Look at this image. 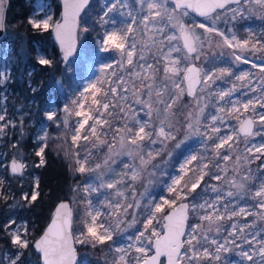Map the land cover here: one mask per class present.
I'll list each match as a JSON object with an SVG mask.
<instances>
[{"label": "snow or ice", "instance_id": "6c2138e0", "mask_svg": "<svg viewBox=\"0 0 264 264\" xmlns=\"http://www.w3.org/2000/svg\"><path fill=\"white\" fill-rule=\"evenodd\" d=\"M90 3L64 0L62 22L53 21L51 15L29 20L34 29L55 31L65 60L73 54L79 35L97 28L99 51L114 53V59L102 66L100 77L84 88L79 100H72L74 107L62 109L67 116L80 118L71 136L72 146L80 151L65 149L64 155L74 157L78 174H91V178L74 189L84 196L80 201L85 205L83 229L74 235L73 211L69 204L60 203L47 231L33 243L43 264H76L77 243L93 247L108 244L109 251L115 253L112 264H160L161 257L166 264L220 262L221 254L233 251V246L239 249L241 262L264 264V227H257L264 222V165L257 169L258 176L250 167L264 158V140L250 143L256 136H264V111H257L264 109V29L260 33L246 29V38L240 39L231 27L226 33L217 26L222 18L226 25L249 16L264 20V0H113L106 6L102 3L104 10L94 18L95 23L84 13ZM190 12L207 23L186 21ZM3 26L4 4L0 0V28ZM212 36L220 38L217 47L231 50L227 53L230 60L223 62L227 66H218L225 55L221 52L205 69L197 61L206 55V48H212ZM39 63L50 66L52 61L40 58ZM241 64H250L258 73L241 70L234 74ZM218 80L231 86L221 87ZM240 89L245 91L237 97ZM85 93L91 99L87 110L89 97ZM210 106L214 111H207ZM57 115L55 107L45 112L54 126H67V118L57 120ZM5 117L6 108L0 112V122ZM229 119L236 125H229ZM9 125L15 127L11 120L0 123V137L7 134ZM178 132L182 133L179 139ZM193 138L200 140L202 150L184 157L179 175L161 172L168 175L167 197L152 194L149 186L158 182L159 169L154 161L164 153L171 159L175 149ZM47 140L46 130L37 136L42 143L35 150L39 157L36 167L46 163ZM24 168L25 164L11 160L12 174L23 175ZM212 180L223 181L227 190L211 184ZM253 181L255 188L249 186ZM138 184L143 187L139 195ZM209 188L218 195L205 196ZM34 189L22 199L28 203L37 200L38 179ZM246 197L255 203L241 204ZM0 198L7 199V194L0 192ZM249 216L253 220L248 223L236 219ZM226 220L233 221L227 235L217 239L224 232L221 222ZM140 221L142 230L125 237L129 243L109 244L122 225L131 228ZM13 224L16 221L10 219L4 229L18 251L0 264H22L24 253L19 249L29 247L27 227L12 228ZM212 232L215 237L209 236Z\"/></svg>", "mask_w": 264, "mask_h": 264}, {"label": "trees", "instance_id": "16d2710c", "mask_svg": "<svg viewBox=\"0 0 264 264\" xmlns=\"http://www.w3.org/2000/svg\"><path fill=\"white\" fill-rule=\"evenodd\" d=\"M54 1L57 14L61 15L60 0ZM33 10V0H9L5 34L0 39V53L6 56L10 67L7 83L10 90L9 104L12 113L17 116L19 133L17 146H4L7 149V161L2 166L1 177L4 184L2 193L7 194V199L0 198V260H4L7 251L16 250L4 229L5 223L10 219H22L31 232L29 247L22 250V264H42L33 243L50 222L56 204L63 199H73L76 194L74 189L80 181L75 162L49 145L45 149V165L36 167L39 157L35 155V150L40 144L36 139L37 127L44 121L49 107L60 106V82L63 83L71 74L62 60L52 29L44 32L34 29L29 23ZM91 18H95L94 14ZM87 39L90 52L92 31L87 34ZM40 50L46 52V59L52 61L50 66L39 63ZM15 153H19L26 164L23 176L12 174L9 169L8 161ZM37 179L39 196L35 202L28 203L22 199V195L35 190Z\"/></svg>", "mask_w": 264, "mask_h": 264}, {"label": "rangeland", "instance_id": "374dc122", "mask_svg": "<svg viewBox=\"0 0 264 264\" xmlns=\"http://www.w3.org/2000/svg\"><path fill=\"white\" fill-rule=\"evenodd\" d=\"M113 2V0H91V3L89 4L88 8L85 9L84 13H89L88 19H92L93 23H95V20L92 17L94 14L95 17H97L99 14H101L104 10L103 7H101L102 3L106 6L107 4ZM96 4V6H95ZM34 10L32 13L31 19H37L40 20L42 18H46L48 15H51L53 21H57L60 15L57 14L56 11V5L54 0H33ZM95 6V8H94ZM171 6V5H170ZM84 13L82 15V18H84ZM111 15V14H110ZM117 20L121 19L119 16L115 17ZM189 19H195L200 22H205L203 19H199L192 15L190 13L189 17H186L185 20ZM217 26L225 31L228 32L229 27H231L238 35L240 39L246 38L247 32L246 29H251L257 33H260L262 29H264V20H261L257 16H249L248 18H240L238 19L235 24L224 23V18H222L220 21L217 22ZM92 31L93 32V39H92V50L88 52V42H87V34ZM88 33H81L79 35L78 40V46L76 52L71 57L70 61L66 63L68 70L71 74L70 77L66 78V80L62 83L60 82L61 87V99H60V106L59 105H53L51 107H55L58 111L57 120H63L64 118H67L68 124L65 126L63 123L60 124L59 127H56L53 125L52 121H48L46 119V116L44 118V121L37 127V134L36 139L38 135L44 134L45 130L47 132L48 140L47 144L51 146L54 150H56L61 155H64L65 149H68L70 151H80V148H74L71 144V136L73 135L74 126L76 124V121L80 119L79 117L75 116H67V114L63 113L62 109L64 106H68L70 108L74 107L72 105V100L77 99L79 100L80 94L83 92L84 88L89 85V83L94 82L97 80L101 75V68L102 66L114 59V53H103L99 51V44H98V38L97 33L100 31L98 28L96 30H90ZM203 32V30H199ZM207 35V34H206ZM264 38V37H262ZM213 41V46L211 49H205L206 55L201 56L200 61H197V64L200 66H203L205 69H207L210 66V62L217 57H220V53L223 52L225 55L223 57H220V61L218 63V66H227L224 64V61L230 60V57L227 55V53L231 50L227 49L224 46L217 47L216 44L219 42L220 38L216 36L209 37ZM46 52L40 50L39 57L40 58H46ZM178 55V54H176ZM247 55V54H246ZM151 59V56H149ZM254 62L260 63L258 59H255ZM241 70H250L253 73H258V69H252L251 65H244L241 64L238 68H234V74L238 73ZM10 78V67L8 65L7 58L4 54L0 53V112H2L6 108V117L5 121L0 123H7L9 120L13 121L15 123V127H12L9 125V127L5 130L6 135L3 137H0V180H2L1 173H2V166L7 161V149L4 148L6 144H8L9 148L15 147L18 145V120L16 114L12 113L11 106L9 104V96H10V90L8 88V80ZM231 77H225V80L231 81ZM217 85H220L221 87H230V83H223L222 81H217ZM215 87V86H214ZM245 91V89H240L236 96L239 97L241 95V92ZM86 96L89 97L88 101L85 103V109H88L89 104L91 103L90 94L85 93ZM255 95V94H252ZM100 99V97H97ZM185 99H189L185 97ZM214 99V98H213ZM244 99H247V97H244ZM51 107H49L47 110H49ZM95 107V106H93ZM183 111H187L186 108L182 109ZM111 111V108L109 109ZM207 111H214L211 106ZM257 111H264V109H257ZM91 124V121L89 122ZM229 125L235 126L236 121L233 119L228 120ZM87 131V126L85 129V132ZM224 132L222 131L221 135H223ZM182 133H177V138L179 139L181 137ZM264 140V136H256L253 139L250 140V143H257ZM42 143L41 141H38ZM173 144L175 141L172 142ZM211 143V142H209ZM81 145V148L85 146V142L81 140L79 142ZM15 145V146H14ZM156 148L161 147L160 145H156ZM168 147L171 149L172 144H169ZM240 147L243 148V140H241ZM202 150V146L200 143V140L198 138H193L187 141L186 144L182 145L181 148L175 149L173 151V155L171 159H166L167 153L162 154L157 161H154V163L159 164V169L157 170V177L158 182L153 183L149 186L150 192L158 197H167L168 193L166 191V184L165 181H168V175H161V172H167L170 173L172 176L179 175V164L183 161L184 157L188 154H195L196 152H199ZM83 155V153H81ZM259 155V154H257ZM67 159H70L71 161H74V157L69 156L65 157ZM12 159H16L18 162H21L25 164L20 154L15 153L12 155L10 160L8 161L9 169H10V163ZM89 163H93L92 160L89 161ZM231 161L228 162V165L231 166ZM264 165V158L261 160L255 161V163L251 164V169L254 176H258L257 169ZM26 167V164H25ZM119 167V165H117ZM211 167V165H210ZM25 173V168L23 171V175ZM20 175V176H23ZM232 175V172H229V176ZM91 178V174H80V181L79 185L82 186L84 183L88 182V180ZM154 178V179H156ZM207 182V177L205 178ZM239 179V177H237ZM147 180V174H145V183ZM3 181V180H2ZM211 184L213 185H221L223 186L224 190H227V186L224 185L223 181L217 182L215 180L211 181ZM3 183L0 184V192H2ZM250 187L255 188L256 182L253 181L250 185ZM204 185H201V188H203ZM143 191V187L141 185H137V195H139L140 192ZM200 192V189H197V193ZM193 196L196 195V193L192 194ZM205 196L212 198L218 195V193H213L211 189L204 193ZM84 199L83 193L81 191H76L75 196L71 200L73 210H74V216H73V233L74 235L78 234L81 229H83L84 225L82 223V220L85 219V205L81 203ZM93 202H96V195L94 194ZM191 199V197H190ZM227 202V201H225ZM247 202L248 204L255 203L254 201L248 200L247 197L245 198V201H241V204H244ZM103 211L107 212V209H102ZM166 211H168L166 209ZM139 215V214H138ZM128 220L131 219V216L127 218ZM239 220L241 224L248 223L253 220V217L249 216L247 220H243L242 218H236ZM15 220V219H14ZM16 224H13L11 227L15 228L17 225L24 224L27 227L26 221L20 219L15 220ZM101 221L108 223L107 220H105L104 217H101ZM193 221L190 217L189 224H191ZM233 221H222L221 223L225 226L224 232L220 237H216L217 239H223V236L227 235L228 227L231 225ZM154 227L157 228V230H161L159 225H156L154 222ZM257 227H264L263 222H259L257 224ZM122 231L118 232L113 237V241H110L109 244L115 243L117 246H123L129 243L125 237H128L132 235L137 230H142V221L136 223L131 228H126L125 225L121 226ZM28 229V227H27ZM11 231V228H10ZM28 239L30 242L31 232L28 229ZM210 237H215V233H209ZM78 254H79V260L77 264H112L113 257L115 256V253L109 251L108 244L106 245H97L96 247H93L90 244H76ZM250 247V246H246ZM23 249H19V251H22ZM18 251L17 247L14 251H7L4 255L5 257H15L16 252ZM239 249H236L233 246V251L226 252L221 254V261L220 262H203V264H248V262H241V258L238 255Z\"/></svg>", "mask_w": 264, "mask_h": 264}, {"label": "water", "instance_id": "95a60500", "mask_svg": "<svg viewBox=\"0 0 264 264\" xmlns=\"http://www.w3.org/2000/svg\"><path fill=\"white\" fill-rule=\"evenodd\" d=\"M60 2H61V15H60V17L58 18V20H57L56 22H62V21H63L64 0H60ZM3 4H4V26H3V28H0V39H1V38L4 36V34H5L6 12H7V8H8L9 0H3ZM84 11H85V10H84ZM190 13H191L192 15H194L195 17L199 18V19H203L202 17H198L195 13H192V12H190ZM82 15H83V13L81 14V16H82ZM52 33H53V38H54V40L56 41V43L58 44L59 49H60V51H61V53H62V55H61L62 60L64 61V63H68V62L70 61L71 57L73 56V54H74V53L76 52V50H77L78 42H77V45H76V47H75V50H74L73 54H72L70 57H68L67 60H65V59H64V53H63V50H62L61 47H60V43H59V41L57 40L56 35H55V31H54L53 29H52ZM60 203H67V204H69L70 208H71L72 211H73V216H74V210H73V206H72L71 201L68 200V199H63V200L59 201V202L56 204V206H55V209H54V212H53V215H52V218H51L50 222H49L48 225L46 226V228H45V230L43 231V233H42V234H41V235H40L35 241L39 240V239L44 235V233L47 231V228L50 226V224H51V222H52V220H53V218H54L55 211H56V209L58 208V206H59ZM74 247H75V249H76V257H77L76 264H77V263H78V260H79V254H78V250H77L76 244L74 245ZM36 251H37V250H36ZM37 252H38V251H37ZM38 253H39V252H38ZM39 255H40V258H41V263L43 264V261H42V254L39 253ZM160 264H166V259H165L164 257H161Z\"/></svg>", "mask_w": 264, "mask_h": 264}]
</instances>
